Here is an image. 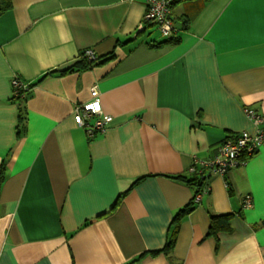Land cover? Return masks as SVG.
<instances>
[{"label":"crops","instance_id":"crops-1","mask_svg":"<svg viewBox=\"0 0 264 264\" xmlns=\"http://www.w3.org/2000/svg\"><path fill=\"white\" fill-rule=\"evenodd\" d=\"M147 2L0 0V264H264V144L225 176L204 164L258 130L246 108L264 120V0L176 3L180 42L159 47ZM87 50L114 57L62 74ZM94 87L112 122L89 136L75 113ZM192 166L210 192L174 228Z\"/></svg>","mask_w":264,"mask_h":264},{"label":"built area","instance_id":"built-area-1","mask_svg":"<svg viewBox=\"0 0 264 264\" xmlns=\"http://www.w3.org/2000/svg\"><path fill=\"white\" fill-rule=\"evenodd\" d=\"M183 1L187 0H148L144 19L148 22H154L162 37L170 38L175 32V22L172 12L173 6ZM82 58L94 61L97 59V56L93 51L87 50L80 56V59ZM12 85L14 97L25 98L24 92L28 89V86L18 78L12 81ZM92 96L93 100L80 105L75 113L76 124L84 127L89 136H93L97 132L106 131L112 122V117L103 115L102 106L98 97V89L96 87L92 89ZM245 113L258 130L255 133L244 131L235 138L225 141L221 145L217 157L211 162L204 163L209 169V174L227 175L229 171L243 164L245 162L244 158L254 156L264 144V129H259L264 122L262 115L249 108L245 109ZM95 116L98 117L96 122L93 125L89 124V119ZM190 172L193 174L198 173V175H201L205 179L208 178L205 173L197 172L195 166L190 168ZM209 192L210 186L206 179L200 192L194 196L193 202L199 204L201 197ZM252 206V197H245L243 200V208L248 209Z\"/></svg>","mask_w":264,"mask_h":264},{"label":"trees","instance_id":"trees-1","mask_svg":"<svg viewBox=\"0 0 264 264\" xmlns=\"http://www.w3.org/2000/svg\"><path fill=\"white\" fill-rule=\"evenodd\" d=\"M11 6L10 0H1V10H5L7 8H9ZM187 23V22H186ZM180 42V39H178V37H176L175 32L174 34L170 37V38H165L163 42H159L157 43L155 46H162V45H177ZM113 54L112 56H110L109 58H97L94 61H89L85 58L79 59L77 61V63L74 65L73 68H70L69 70H67L66 72H62L63 73H67V72H73L75 69L78 71H86L89 69H92L94 67H97L99 65H101L102 63L107 62L108 60L113 59ZM31 87H29L25 92V98H20V97H13L12 98V102L16 103L18 105V123L19 126H23V123L25 121V108H24V101L26 99V96L29 92ZM24 130L22 129L20 131L23 132ZM247 158H244V161H246ZM2 172L0 171V184L2 182L3 175L1 174ZM179 179H181L182 181L186 182L188 185L190 186H194L196 187V193H199L200 190L202 189V187L205 184L206 179L204 177H202L201 175H195L193 178L189 179L187 177H179ZM137 184V182L135 183ZM194 202L192 201L189 205H187L184 209H182L181 211H179L175 216H174V220H173V226L174 228H179L181 221L183 220V218L190 214L193 209H194ZM234 215L233 214H225V215H217V216H212L211 217V227H210V231L209 234L210 235H219L221 233H231L232 232V220H233ZM175 243V239L173 240L172 238H169V240L166 243V247L164 248V250L162 252H165L166 255H169L171 253V250L173 248V245ZM158 253H154V255H156Z\"/></svg>","mask_w":264,"mask_h":264},{"label":"rangeland","instance_id":"rangeland-1","mask_svg":"<svg viewBox=\"0 0 264 264\" xmlns=\"http://www.w3.org/2000/svg\"><path fill=\"white\" fill-rule=\"evenodd\" d=\"M152 29H154L153 32L155 33V36H156V37H160V33H159V31H158L157 26L152 27Z\"/></svg>","mask_w":264,"mask_h":264},{"label":"bare ground","instance_id":"bare-ground-1","mask_svg":"<svg viewBox=\"0 0 264 264\" xmlns=\"http://www.w3.org/2000/svg\"><path fill=\"white\" fill-rule=\"evenodd\" d=\"M179 3V2H178Z\"/></svg>","mask_w":264,"mask_h":264}]
</instances>
